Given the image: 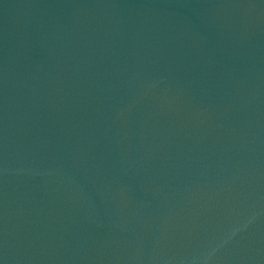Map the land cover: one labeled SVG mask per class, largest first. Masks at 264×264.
Masks as SVG:
<instances>
[{
  "label": "water",
  "instance_id": "water-1",
  "mask_svg": "<svg viewBox=\"0 0 264 264\" xmlns=\"http://www.w3.org/2000/svg\"><path fill=\"white\" fill-rule=\"evenodd\" d=\"M0 264H264V0H0Z\"/></svg>",
  "mask_w": 264,
  "mask_h": 264
}]
</instances>
